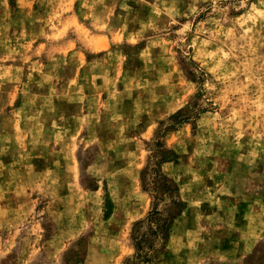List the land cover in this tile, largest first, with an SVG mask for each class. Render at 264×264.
Wrapping results in <instances>:
<instances>
[{
	"label": "rangeland",
	"instance_id": "374dc122",
	"mask_svg": "<svg viewBox=\"0 0 264 264\" xmlns=\"http://www.w3.org/2000/svg\"><path fill=\"white\" fill-rule=\"evenodd\" d=\"M155 205L157 264H264V0H0V264H126Z\"/></svg>",
	"mask_w": 264,
	"mask_h": 264
},
{
	"label": "trees",
	"instance_id": "16d2710c",
	"mask_svg": "<svg viewBox=\"0 0 264 264\" xmlns=\"http://www.w3.org/2000/svg\"><path fill=\"white\" fill-rule=\"evenodd\" d=\"M157 171V176L162 181L161 189L163 192L155 190L154 198L158 201H165L169 198L173 206L182 210L184 204L178 195L179 186L177 182L163 174L161 169ZM175 217L173 216V218ZM172 224L173 219H165L162 216V211L155 205L146 220H139L134 224L135 254L127 259L126 264H157L165 250ZM143 228L146 230L142 231Z\"/></svg>",
	"mask_w": 264,
	"mask_h": 264
}]
</instances>
